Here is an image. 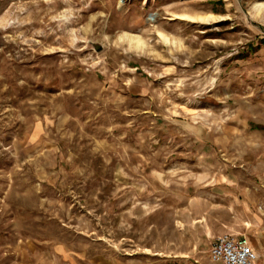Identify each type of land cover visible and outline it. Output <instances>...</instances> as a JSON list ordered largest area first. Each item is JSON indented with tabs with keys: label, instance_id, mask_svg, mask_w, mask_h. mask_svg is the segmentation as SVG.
<instances>
[{
	"label": "rangeland",
	"instance_id": "374dc122",
	"mask_svg": "<svg viewBox=\"0 0 264 264\" xmlns=\"http://www.w3.org/2000/svg\"><path fill=\"white\" fill-rule=\"evenodd\" d=\"M252 125L264 0H0V264H214Z\"/></svg>",
	"mask_w": 264,
	"mask_h": 264
},
{
	"label": "built area",
	"instance_id": "2783aa9c",
	"mask_svg": "<svg viewBox=\"0 0 264 264\" xmlns=\"http://www.w3.org/2000/svg\"><path fill=\"white\" fill-rule=\"evenodd\" d=\"M214 264H257V255L246 236L222 235L210 250Z\"/></svg>",
	"mask_w": 264,
	"mask_h": 264
},
{
	"label": "crops",
	"instance_id": "0c3cea01",
	"mask_svg": "<svg viewBox=\"0 0 264 264\" xmlns=\"http://www.w3.org/2000/svg\"><path fill=\"white\" fill-rule=\"evenodd\" d=\"M254 204H251V210V205L247 202L248 213L241 216V219L238 218L235 226H223L224 232L219 233V236L226 234L246 236L257 255V264H264V209L262 207L257 209Z\"/></svg>",
	"mask_w": 264,
	"mask_h": 264
},
{
	"label": "trees",
	"instance_id": "16d2710c",
	"mask_svg": "<svg viewBox=\"0 0 264 264\" xmlns=\"http://www.w3.org/2000/svg\"><path fill=\"white\" fill-rule=\"evenodd\" d=\"M252 130H260V131H264V127L263 126H258V125H256V126H254V125H252V128H251Z\"/></svg>",
	"mask_w": 264,
	"mask_h": 264
},
{
	"label": "bare ground",
	"instance_id": "6f19581e",
	"mask_svg": "<svg viewBox=\"0 0 264 264\" xmlns=\"http://www.w3.org/2000/svg\"><path fill=\"white\" fill-rule=\"evenodd\" d=\"M185 18H187V19H190L191 17H189V16H184ZM200 21H202V22H209V19H207V18H202V19H200ZM138 43H140V41H138ZM141 44V43H140Z\"/></svg>",
	"mask_w": 264,
	"mask_h": 264
}]
</instances>
